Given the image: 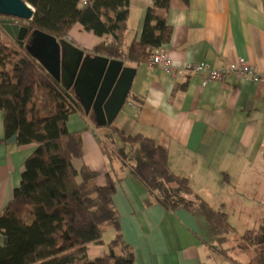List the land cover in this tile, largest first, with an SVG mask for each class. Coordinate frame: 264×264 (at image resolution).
<instances>
[{"label":"crops","instance_id":"0c3cea01","mask_svg":"<svg viewBox=\"0 0 264 264\" xmlns=\"http://www.w3.org/2000/svg\"><path fill=\"white\" fill-rule=\"evenodd\" d=\"M150 5V0H130L124 45L139 38ZM158 13L172 27L170 42L163 48L176 66L205 62L222 68L244 60L264 73L263 0H189L187 5L171 0L167 11ZM31 36L25 38L24 46H31ZM0 38L12 41L1 28ZM102 39L109 37L100 38L75 24L68 36L58 40L93 57L91 49ZM31 54L42 61L40 55ZM123 66L134 69V75L126 102L113 122L127 135L141 133L154 139L167 150L170 169L187 177L211 206L226 212L235 234L229 235L224 247L236 244V237L245 231L253 232V238L241 248L229 251V256L245 264L258 249L264 250V85L234 76L204 83L191 72L171 78L146 63L123 61ZM66 126L69 131L82 132L84 155L77 165L83 163L96 171L97 185L106 183V174L119 179L113 202L134 264H233L219 252L196 205L169 212L158 203L146 204L144 184L127 174L120 159L108 161L102 153L98 141L107 126L98 124L93 110L86 113L82 107L71 113ZM115 147L121 159L132 157L128 143L115 138ZM35 148L34 143L0 142V214L12 199L25 160ZM113 236L114 230L108 228L103 244L88 246V256L103 255Z\"/></svg>","mask_w":264,"mask_h":264},{"label":"trees","instance_id":"16d2710c","mask_svg":"<svg viewBox=\"0 0 264 264\" xmlns=\"http://www.w3.org/2000/svg\"><path fill=\"white\" fill-rule=\"evenodd\" d=\"M35 10L27 24L30 31L56 39L68 36L75 24L102 39L94 55L146 63L158 48L167 45L172 27L158 10L167 11L171 0H150L138 39L123 44L130 0H23ZM85 1V4H83ZM186 5L189 0H181ZM264 1V0H263ZM26 36V37H27ZM82 111L76 97L65 90L25 46L0 38V112L5 141L16 136L17 145L36 144L26 158L19 185L0 214V264H134L132 249L121 235L113 196L119 179L106 174L97 185L98 173L85 164L81 131H69V115ZM115 138L128 143L133 155L121 159ZM108 161L120 159L127 174L140 180L148 191L146 204L153 202L166 211L196 205L215 236L219 252L229 256L253 238L252 231L236 237L224 247L235 229L226 212L214 208L192 188L187 177L175 174L168 165V152L141 133L127 135L114 122L98 141ZM114 230L106 252L94 258L91 244H103L104 232ZM245 264H264L258 249Z\"/></svg>","mask_w":264,"mask_h":264},{"label":"water","instance_id":"95a60500","mask_svg":"<svg viewBox=\"0 0 264 264\" xmlns=\"http://www.w3.org/2000/svg\"><path fill=\"white\" fill-rule=\"evenodd\" d=\"M34 13L32 6L23 0H0V28L19 46H24L30 31L27 24ZM31 37V46L25 47L40 55L50 75L65 90L74 91L86 113L90 110L96 113L99 125H110L126 102L134 69L124 67L121 60L90 57L72 43L60 42L48 34L33 32ZM15 141V135L8 139L9 143Z\"/></svg>","mask_w":264,"mask_h":264},{"label":"built area","instance_id":"2783aa9c","mask_svg":"<svg viewBox=\"0 0 264 264\" xmlns=\"http://www.w3.org/2000/svg\"><path fill=\"white\" fill-rule=\"evenodd\" d=\"M83 4H85V1H83ZM146 64L151 68H161L171 78L179 77L185 72H191L195 76H201L204 83L208 81H225L228 77L234 76L264 85V73H259L254 66L244 60L231 62L222 68H213L205 62H194L178 67L174 64L169 53L163 47H160L149 56Z\"/></svg>","mask_w":264,"mask_h":264},{"label":"rangeland","instance_id":"374dc122","mask_svg":"<svg viewBox=\"0 0 264 264\" xmlns=\"http://www.w3.org/2000/svg\"><path fill=\"white\" fill-rule=\"evenodd\" d=\"M34 35L36 36V34H35V33H34ZM105 132H106V131H105ZM231 205L233 206V203H231ZM232 206H231V207H232Z\"/></svg>","mask_w":264,"mask_h":264}]
</instances>
